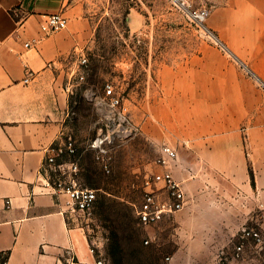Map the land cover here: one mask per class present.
Segmentation results:
<instances>
[{
  "label": "crops",
  "instance_id": "obj_1",
  "mask_svg": "<svg viewBox=\"0 0 264 264\" xmlns=\"http://www.w3.org/2000/svg\"><path fill=\"white\" fill-rule=\"evenodd\" d=\"M218 2L224 6L225 41L264 79V0ZM58 12L68 19L67 27L44 37L41 21ZM92 34L77 0H0V264L4 258V264L96 263L90 235L71 219L65 196L46 186L45 169L53 148L69 138L79 161L88 149L96 156L90 146L94 138L84 141L81 117L73 110L78 94L88 96V90L78 91L77 70ZM27 67L35 71L29 82ZM171 75L162 99L185 103L184 127L178 125L182 117L169 112L160 115L164 131L154 132L152 121L147 130L179 150L174 174L190 199L183 214H196V200L208 195L239 197L244 212L259 209L264 205L263 92L228 61L210 74L196 67L192 79L179 69ZM93 99L99 105L100 96ZM69 158L68 153L59 157Z\"/></svg>",
  "mask_w": 264,
  "mask_h": 264
},
{
  "label": "rangeland",
  "instance_id": "obj_2",
  "mask_svg": "<svg viewBox=\"0 0 264 264\" xmlns=\"http://www.w3.org/2000/svg\"><path fill=\"white\" fill-rule=\"evenodd\" d=\"M77 2L93 33L84 49L90 69L77 86L81 93L88 90V96L78 94L73 102L86 132L83 139L88 143L100 126L106 128L109 107L97 105L93 97L102 96L108 82L121 95L134 126L133 135L113 147L110 171L90 149L80 160L83 181L97 189V199L91 212L74 218L85 226L97 251L110 264L109 244L116 229L123 264H264V205L244 212L245 202L239 197L208 195L196 200V214L191 216L183 214L190 199L183 209L156 223L144 225L137 214L146 177L157 169L154 160L163 143L148 133L147 122L152 121L153 131L160 134V115L175 112L182 117L178 125L184 127L185 103L162 99L171 73L179 69L192 79L196 67L210 74L226 61L233 62L264 94V79L225 41L223 4L195 0V7L209 10L207 19L197 23L172 0ZM191 107L196 114V103ZM101 117L103 122H97ZM241 129L247 143V127Z\"/></svg>",
  "mask_w": 264,
  "mask_h": 264
},
{
  "label": "built area",
  "instance_id": "obj_3",
  "mask_svg": "<svg viewBox=\"0 0 264 264\" xmlns=\"http://www.w3.org/2000/svg\"><path fill=\"white\" fill-rule=\"evenodd\" d=\"M172 1L194 22L203 23L209 16L207 8L194 6L195 0ZM67 25L68 19L60 12L45 15L40 23L44 37L66 28ZM26 45L31 46L32 43L27 41ZM78 66V79L83 81L90 69L86 54L80 56ZM34 75L35 71L27 67L24 81L29 82ZM104 91V94L100 96L99 104L109 107L110 110L106 116V128L101 129L90 146L96 149L97 160L106 171H110L113 147L118 141L133 135L134 126L127 111L128 108L123 103L121 95L115 90L114 84L106 83ZM65 153H68L71 158L60 160L59 157ZM76 155L74 141L69 138L64 146L53 148L46 158L45 165L46 186L58 195L65 196L63 206L72 218L78 214L91 212L97 199V189L86 185L83 181L80 161ZM178 161L179 152L176 147L167 142L162 143L160 153L154 160L157 169L145 180V193L137 210L140 223L144 225L156 223L186 206L189 199L187 189L183 180L178 179L174 174V167L178 165ZM248 233L250 234V231ZM255 235L258 233L255 232ZM92 244V251L98 254L95 264H107L106 258L97 251L94 240Z\"/></svg>",
  "mask_w": 264,
  "mask_h": 264
},
{
  "label": "trees",
  "instance_id": "obj_4",
  "mask_svg": "<svg viewBox=\"0 0 264 264\" xmlns=\"http://www.w3.org/2000/svg\"><path fill=\"white\" fill-rule=\"evenodd\" d=\"M112 240L109 244V251L111 254V261L110 264H123L122 255L120 252L122 251V243L119 232L114 229L112 231ZM6 258L1 261V264L5 263Z\"/></svg>",
  "mask_w": 264,
  "mask_h": 264
}]
</instances>
